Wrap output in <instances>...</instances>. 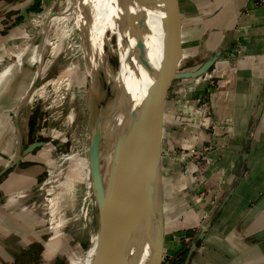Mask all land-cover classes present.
Returning <instances> with one entry per match:
<instances>
[{
  "label": "rangeland",
  "instance_id": "rangeland-1",
  "mask_svg": "<svg viewBox=\"0 0 264 264\" xmlns=\"http://www.w3.org/2000/svg\"><path fill=\"white\" fill-rule=\"evenodd\" d=\"M93 4L91 0H38L37 4L34 3V9L29 8L25 17L14 22L5 39L0 41V69L8 63L18 62L16 57L19 54L22 68L16 75L11 98L8 97L0 112V167L17 157L16 149L21 151L35 140L44 141V145L31 152L30 161L20 163L12 170L11 176L16 173L19 177L16 184L0 191V264H77L88 249V229L93 231L98 228L96 197L93 199L91 195L93 189L86 196L92 180L88 164L89 146L84 134L88 131L90 140L91 123L105 100L102 94L108 99L114 95L115 87L112 90L108 87L103 66L105 57H100L96 45L91 46L90 28L99 9ZM172 7L170 0L159 7L156 5L159 56H162L163 50L166 60L170 62L173 58H180V68H186L193 65V50L172 48V43L176 44L172 29L168 31L171 26L168 24L174 22L173 14H176ZM51 11L59 15L66 13L67 18L62 20L54 15L48 19ZM185 27L183 25L182 29ZM109 29L106 26L104 32L111 34ZM114 44L115 51L110 53L109 60L117 65ZM104 50L109 51L107 47ZM207 54L199 46L194 65L202 62ZM175 66L172 62L166 69ZM211 68L207 71L208 75L213 73L210 72ZM93 81L104 88L101 96L95 94ZM176 82L181 81H167L164 84V100L168 101L183 92L184 84ZM22 97L25 100L15 115ZM91 106L94 109L92 113ZM168 118L165 114L161 139L162 161H165L167 171L177 164L184 169V156L189 149L178 141L175 134L180 133L178 123L186 120L174 117L176 129L168 123ZM170 141L173 156L169 153ZM74 144L80 146V164L75 163L78 151L72 146ZM190 151H195V148ZM167 171L162 175L165 202L171 196L167 186L174 180ZM67 182L72 185L70 189L66 187ZM205 192L203 189L198 195ZM165 207L163 205V209ZM170 217H167L166 228L176 219ZM167 233L178 237L183 247L176 251L165 246L161 264L184 260L185 245L192 236L190 229L180 225Z\"/></svg>",
  "mask_w": 264,
  "mask_h": 264
},
{
  "label": "crops",
  "instance_id": "crops-1",
  "mask_svg": "<svg viewBox=\"0 0 264 264\" xmlns=\"http://www.w3.org/2000/svg\"><path fill=\"white\" fill-rule=\"evenodd\" d=\"M170 1L171 9L176 12L174 22L168 24L171 25L168 31L172 29L176 42L172 43V48L193 50L191 64H195L199 46L209 53L224 36L226 41L212 65V74L206 72L196 78L183 79L187 82L179 80L181 82L176 84H184L183 92L163 101L162 130L165 114L174 127L177 125L174 117L185 119L178 123L180 133L175 136L189 149L184 156V169L177 164L167 171L161 156V183L166 171L174 178L167 186L171 195L167 203L162 183L163 205L166 206L163 209V248L182 249L178 237L167 233L181 225L192 233L185 245L187 253L186 246L210 217V225L196 243L188 264H264V240L249 239L264 228V210L248 224H241L253 205L264 196V102L251 128L244 170L239 174L244 137L264 96V1ZM33 5L34 0H0V41ZM183 25L186 27L182 29ZM175 68L183 69L180 58ZM172 146V142H168L171 156ZM192 148L195 151H190ZM30 154L22 156L15 166L0 174V191L16 184L19 177L16 173L11 176L12 170L30 161ZM231 186H234L232 194L217 210L218 202ZM203 189L206 192L198 195ZM166 215L176 218L169 228H166L169 220Z\"/></svg>",
  "mask_w": 264,
  "mask_h": 264
},
{
  "label": "water",
  "instance_id": "water-1",
  "mask_svg": "<svg viewBox=\"0 0 264 264\" xmlns=\"http://www.w3.org/2000/svg\"><path fill=\"white\" fill-rule=\"evenodd\" d=\"M164 1V0H163ZM126 10L122 18L126 23L125 35L121 41L134 40V56L140 69L149 83L144 89V94L136 106H131V96L123 85L122 80L115 86L113 95L116 115L121 114L119 128L116 130L114 151V179L105 180L101 174L100 122L101 106L92 121V131L88 148V164L92 186L96 198L97 224L99 230L97 264H161L163 255L164 218H163V193L161 183V134L163 118L164 84L167 81L196 78L206 73L220 56L226 36L217 44L206 58L188 68L166 69L172 62L177 64L178 59L166 60L162 50L159 64L153 65L146 58L143 32L147 30L144 12L156 11V5L162 0H124ZM112 26L113 21L111 19ZM128 23V24H127ZM116 46L118 43L116 41ZM120 43L123 45V43ZM119 52V51H118ZM130 53V52H129ZM128 64L133 65L131 55H127ZM196 63V60L195 62ZM119 69V54L117 59ZM264 102L261 96L257 110L253 115L252 123L244 137V148L241 153L242 162L239 174L244 170L246 150L249 143L251 128L260 113ZM14 115V114H13ZM16 124V123H15ZM44 145V141L35 140L28 143L20 155L13 158L0 169V174L18 163L22 156L31 153L35 148ZM235 178V183L239 180ZM231 186L218 202L220 210L232 194ZM97 199V200H96ZM264 210V196L260 198L244 217L241 224L246 225ZM212 217V216H211ZM210 217L207 218L194 234L186 246L187 253L183 264H188L189 256L196 248V243L201 239L209 227ZM249 239L264 240V228L250 235ZM129 255H133L129 260Z\"/></svg>",
  "mask_w": 264,
  "mask_h": 264
},
{
  "label": "bare ground",
  "instance_id": "bare-ground-1",
  "mask_svg": "<svg viewBox=\"0 0 264 264\" xmlns=\"http://www.w3.org/2000/svg\"><path fill=\"white\" fill-rule=\"evenodd\" d=\"M58 1H60V0H58ZM91 1L94 3L93 5L95 7H99V9L96 11V14H95L93 21H92V24H91V28H90L91 29V31H90L91 32V34H90L91 39H90V41H91L92 47L96 45L97 51L100 53V57H105L103 66H104V71L106 73V81H107V83H109L108 87H110V90H112V88H114L116 86V84H118V81L122 80L123 85L125 86L126 90H128V92L130 93L131 100H132L131 106H136L140 102L141 97L144 94V89L149 83V78H146L142 72L140 73V76H139L138 71H136L137 69L138 70L140 69V66H139V63L137 62V60L135 59V56H134V47H133L134 46V40L130 37L129 42H127V43L126 42L123 43L121 41L122 37L125 35V32L127 31V30H125L126 23H125L124 19L122 18V14H124V12L126 10L125 9L126 8L125 2H124V0H91ZM78 4H79V2H78ZM62 12H64V9ZM54 15L55 16L58 15L57 17L61 18L62 20L67 18L66 13H64L63 15H59L58 12L52 13V11H51L50 15L48 16V19L52 18ZM57 17H56V20H57ZM144 17H145V23H146V28H147V30H145L143 32V40H144L146 58L148 59V61L151 64L157 65V64H159L160 59H161V57L159 56L160 52H159V46H158V25H157L158 16H157L156 11H155V13L147 11V12H144ZM111 19L113 21V26H112ZM57 22H58V20H57ZM49 24H51V26H52L51 22ZM72 24H74L73 21H72ZM106 26H108V28H110L109 29L110 33L111 34L113 33L112 35L116 36V41L118 43V46H116V55H117V59H118V54H119V69L117 68V65L115 63L112 64L109 60L110 53L113 54L115 51V49H114V47H115L114 42L115 41L112 39L111 34L104 32V29ZM58 28L59 27H57V29ZM57 33H59V32H57ZM120 41L123 43V45L120 43ZM96 42H97V44H95ZM104 47H107L109 49V51H105ZM83 48H85V47H83ZM127 55L132 56V60L134 63L131 66L128 64ZM16 58H17L18 62L14 61V62L8 63L0 69V112H1V109L4 108V105L7 103L8 97H10V94H11L10 92L14 89L13 85H14V83H16L15 81H16V75L19 72L18 70L21 71V69H22L21 68L20 54ZM101 87L102 86L99 83L93 81L92 88L95 91V94L97 96L98 95L101 96L100 94H102V92H104L103 87H102V90L100 92ZM102 95L104 96V98H103V96L101 98H103L105 100L102 103L101 109H100V114H101V122H100V130L101 131H100V146H99V155H100V161H101L100 168H101L102 178L104 179V181L108 180L110 178H112V181H113L114 169H115L114 168V164H115V159H114L115 141H116V135H118V134H116V130H117V128H119V123L121 120V118H120L121 114L116 115L118 113V110L114 109V102L112 100L113 95H110L108 99H106V96L104 94H102ZM24 100H25V97H22L18 101L19 105H18V107H16L15 115L18 113V111H19L18 108L20 106H22ZM92 110H94V109H92V106H91L90 107L91 113L93 112ZM93 115H94V113H93ZM91 125H92V123H91ZM84 136H85L84 140L87 142V145L89 146L90 140H89L88 131H86ZM16 142L17 143L19 142L18 135L16 138ZM75 142H77V141H75ZM75 144L72 145L75 149H77L76 151H78V153L75 157V163L80 164L81 155H80L79 149H78L79 145L75 146ZM79 148H80V146H79ZM15 155L16 156L20 155L19 149H16ZM69 183L67 182V185H66L67 188L69 186L70 187L72 186L71 183L70 184ZM70 187H69V189H70ZM92 188L94 189V187L90 184V186H88V188H87L86 196H87V194L88 195L90 194V191ZM91 195H93L92 198L94 199L96 197L95 191H94V193L92 191ZM57 196H58V194H57ZM58 200H57V202H58ZM51 204L52 203H50V205ZM95 207H96V202H95ZM162 210H163V203H162ZM55 231L56 230L54 229V232ZM88 235H89L88 249L86 250L83 258L80 259L77 264H97L99 230L97 229V230L89 231V229H88ZM132 258H133V255H131V257L129 255V260H132Z\"/></svg>",
  "mask_w": 264,
  "mask_h": 264
},
{
  "label": "trees",
  "instance_id": "trees-1",
  "mask_svg": "<svg viewBox=\"0 0 264 264\" xmlns=\"http://www.w3.org/2000/svg\"><path fill=\"white\" fill-rule=\"evenodd\" d=\"M37 2H38V0H34V3H35V4H37ZM32 8L34 9V5H33ZM183 261H184L183 259H182L181 261L178 260L177 262H173L172 264H183V263H182Z\"/></svg>",
  "mask_w": 264,
  "mask_h": 264
},
{
  "label": "flooded vegetation",
  "instance_id": "flooded-vegetation-1",
  "mask_svg": "<svg viewBox=\"0 0 264 264\" xmlns=\"http://www.w3.org/2000/svg\"><path fill=\"white\" fill-rule=\"evenodd\" d=\"M39 147H40V146H39ZM35 149H36V148H35ZM15 165H16V164H15ZM15 165H14V166H15ZM12 167H13V166H12ZM12 167H10V168H12ZM10 168H8V169H10ZM8 169H6V170L4 171V173H5ZM29 248H30V247H28V249H29Z\"/></svg>",
  "mask_w": 264,
  "mask_h": 264
},
{
  "label": "built area",
  "instance_id": "built-area-1",
  "mask_svg": "<svg viewBox=\"0 0 264 264\" xmlns=\"http://www.w3.org/2000/svg\"><path fill=\"white\" fill-rule=\"evenodd\" d=\"M259 1H264V0H259Z\"/></svg>",
  "mask_w": 264,
  "mask_h": 264
}]
</instances>
